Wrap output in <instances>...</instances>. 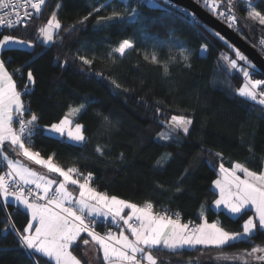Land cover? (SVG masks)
Masks as SVG:
<instances>
[{
  "label": "trees",
  "instance_id": "obj_1",
  "mask_svg": "<svg viewBox=\"0 0 264 264\" xmlns=\"http://www.w3.org/2000/svg\"><path fill=\"white\" fill-rule=\"evenodd\" d=\"M126 2L136 9L135 19H126L132 14L128 13L114 21L98 22L97 17L106 15L95 8L108 5L123 13L125 2L46 0L41 13H34L27 26L3 34L33 45L0 53L21 93L29 85L28 71L33 73L30 94L22 96L28 109L25 115L38 117L33 150L45 158L55 153V162L65 169L76 166L85 175L92 173L93 186L109 196L141 206L150 201L155 212L179 214L181 223L215 220L226 231L241 232L244 221L253 215L251 210L232 218L211 207L217 198L212 183L221 163L230 169L239 162L257 173L264 169V106L236 94L243 84L242 72L229 69L221 59H235L237 50L211 29L190 24L191 14L182 16L140 0ZM250 3L264 12V0ZM246 7L236 0L234 8L241 17L232 30L261 55L258 45L264 38V26L247 18ZM54 11L61 28L47 46L39 42L38 29ZM85 16L89 19L81 24ZM124 39L132 40L134 48L121 57L112 50ZM176 44L185 49L187 61L170 52ZM150 51L159 63L144 58ZM79 57L93 63L85 65ZM239 63L253 73V79L264 80L251 63L252 67ZM113 81L121 87L116 88ZM80 104L86 107L73 122L83 126L82 144H70L46 132L70 107ZM173 115L193 120L189 133H174L171 140H161L159 134L168 130L162 121ZM98 147L103 154L96 151ZM15 209L12 204L0 208V264H31L16 236L4 231L7 214H12L20 231L27 226L29 217L17 215ZM253 246L264 247V233L257 231L253 238L222 250L197 247L153 254L158 264H240L216 257L246 254ZM74 254L88 264L82 243ZM245 258L249 264H264ZM96 264L102 260L98 258Z\"/></svg>",
  "mask_w": 264,
  "mask_h": 264
},
{
  "label": "snow or ice",
  "instance_id": "obj_2",
  "mask_svg": "<svg viewBox=\"0 0 264 264\" xmlns=\"http://www.w3.org/2000/svg\"><path fill=\"white\" fill-rule=\"evenodd\" d=\"M147 2L153 8L162 7L154 3V0ZM45 3L46 0H26V4L30 5L37 15L41 13ZM203 3L214 14L225 18L229 27L237 24L234 14L236 0H203ZM220 4L225 5L226 12L218 10ZM164 5L175 7L172 0H164ZM10 7L17 10V18L6 20V15L10 13L0 15V27L13 28L32 15L26 10L21 18L18 9L25 7L22 0H0V10ZM59 7L60 5H57V8ZM107 7L108 5H101L94 11L100 12L102 8ZM122 7L123 13L113 9L111 15L97 17L98 22L123 18L128 13H132V16H128L129 19L137 15L136 9L126 0ZM246 13L248 19L264 26V12L257 10L250 2L247 4ZM89 16H85L80 23L83 24ZM60 28L61 22L54 11L47 23L38 29V38H42L43 44H49L53 42L54 33ZM12 44L33 46L31 42L19 40L12 35L0 34V49ZM260 45L264 50V38L260 40ZM133 48V41L124 39L112 52L122 57L127 50ZM180 56L184 61L188 60L184 51L180 52ZM79 58L85 65L91 66L93 63L85 57ZM144 58L150 59L152 63H159L155 53L151 57L146 54ZM221 59L229 69H239L243 73V84L236 90V94L246 101L264 106V80L253 79V73L247 67L240 66L239 62L243 61L248 67H252L246 57L235 51V59L229 56H222ZM164 71H168L166 66ZM27 80L29 85L35 82L31 71L27 73ZM112 83L116 88L121 87L116 81ZM29 85H24V93L18 91L5 61L0 60V163L6 169L0 170L3 171V174H0V208H6L11 199L16 205L17 215L30 216L27 226L20 231L12 222V214H7V226L4 231L10 230L16 236L20 250L25 252L31 264H82L81 259L74 254L81 243L85 246H98L96 251L102 253V264H158L154 252L176 253L186 246L222 250L237 241L253 238L257 231L264 233V172L249 170L239 162L231 169L225 168L221 163L219 172L222 178L213 181L214 187L219 190V198L213 202L217 209L223 208L234 217L246 215L249 210L253 212V215L244 221L241 232H229L218 223L209 224L206 219L202 224L190 228L189 224L181 223L179 214L169 215L167 210L155 212L150 201L141 206L116 196H109L93 186L92 173L85 175L76 166L65 169L55 162V153L47 158L43 157L39 151L33 150L34 128L38 126V117L31 114L29 119H25L28 109L22 96L30 94ZM85 107L84 104L70 107L62 120L51 124L48 132L61 138L66 136L70 144H82L85 141L83 126L74 124L71 117L79 115ZM157 111L159 112V109ZM192 123L193 120L189 117L173 115L170 120L162 121L168 130L161 132L159 138L169 141L174 133L182 132L188 135ZM96 151L103 154L99 147ZM9 153L23 157V160L13 159ZM216 155L221 156L220 153ZM26 162L38 165L45 169L46 173L33 170ZM237 173H242L243 177ZM180 190L178 187L177 191ZM98 221L108 222L104 226H114L117 231H97ZM89 237L91 239H88ZM245 256L264 261V247L253 246L246 254L219 255L216 258L249 264Z\"/></svg>",
  "mask_w": 264,
  "mask_h": 264
},
{
  "label": "built area",
  "instance_id": "obj_3",
  "mask_svg": "<svg viewBox=\"0 0 264 264\" xmlns=\"http://www.w3.org/2000/svg\"><path fill=\"white\" fill-rule=\"evenodd\" d=\"M140 1H141L142 3H148L147 0H140ZM194 1H195L196 3H198V4L200 3L199 5H201V6L203 7V9H205V10H206L208 13H210L213 17H215L216 19H218L219 21L223 22L225 25H227V26L229 27V24H228V22L226 21L225 18H223V17H219L218 15L214 14L212 11H210L208 8H206V7L204 6L203 0H194ZM238 1H239L242 5H247L249 2H251V0H238ZM22 2H25V7H22V8H19V9H18L21 18L24 17V13H25L26 10H27L28 12H31V13H32L31 17H30V18L23 19V22H22V23L17 24V25H16L15 27H13V28L0 27V34L9 33V32H11V31H13V30H15V29H17V28H23V27H25L26 25H28V24L31 22V20L33 19V16H34L35 10L32 9V8L30 7V5H27V4H26V0H22ZM154 3L162 5V7H159V8H161V9H164V10H167V11H170V12H177V13L181 14L182 16H188V14H191V13H190L188 10H186L185 8L180 7V6H178V5L174 4V3H173V4L175 5L174 8H173V7H169L168 5H164V0H154ZM148 4H149V3H148ZM218 10H219V11H225V12H226V11H227V8L225 7L224 4H220ZM15 11H17V10H13V9L10 7L9 9L0 10V15H5L6 13H10V15H6V17H5L6 20H7V19L15 20V19L17 18L16 15H15ZM185 13H187V14H185ZM234 14H235V16H236V18H237V24L234 25L233 27H229L230 29H234V28L238 25V23H239V19H240V17H241L240 14H239V12H238L235 8H234ZM191 15H192V14H191ZM189 23L192 24V25L199 26V27H201V28H203V29L208 28L207 25H206L205 23L199 21L194 15H192V16L189 18ZM258 46H259V48H260V50H261V52H262L261 56H262V58L264 59V50H262L260 43H259ZM233 71H234V70H233ZM236 72H237V71H236ZM240 75L242 76V74H240ZM242 79H243V78H242ZM22 93H24V90L22 91ZM29 118H30V117H27V116L25 115V119H29ZM35 131H36V127L34 128V133H35ZM0 170H6V169H4V165H3L2 163H0ZM0 174H3V171H1ZM106 223H108V222H106V221H98V226H97L96 230L99 231V232H101V233H103V232H105V231H117L116 228H115L114 226L105 227L104 225H105ZM212 223H216V221L213 220ZM188 224H189V227H190V228L195 227V226H198L197 222H195V221H191V222H189Z\"/></svg>",
  "mask_w": 264,
  "mask_h": 264
},
{
  "label": "water",
  "instance_id": "obj_4",
  "mask_svg": "<svg viewBox=\"0 0 264 264\" xmlns=\"http://www.w3.org/2000/svg\"><path fill=\"white\" fill-rule=\"evenodd\" d=\"M172 2L188 10L199 21L205 23L209 29L221 36L232 47L245 56L247 61L251 63L264 77V59L262 56L254 48L246 44L227 25L213 17L210 13L203 9L201 5L193 0H172Z\"/></svg>",
  "mask_w": 264,
  "mask_h": 264
},
{
  "label": "crops",
  "instance_id": "obj_5",
  "mask_svg": "<svg viewBox=\"0 0 264 264\" xmlns=\"http://www.w3.org/2000/svg\"><path fill=\"white\" fill-rule=\"evenodd\" d=\"M27 48H28V47H27ZM74 117H75V116L71 117V119L73 120ZM9 155H10L11 158H13V159H20V160H23V157L16 156L15 153H9ZM26 163H29V165L33 168V170L38 171V172H41V173H46V170L40 168L38 165L31 164L30 162H26ZM230 169H231V168H230ZM262 172H264V169H263ZM237 174H238V175H241V177H243V174H242V173H237ZM49 175H52V174H49ZM218 178H222L221 175H220L219 169L217 170V177L215 178V180L218 179ZM215 180H214V181H215ZM69 187H70V188H73L74 186H69ZM212 188H213V190L217 193V198H219V190L216 189V188L214 187V184H213V183H212ZM217 198H216V199H217ZM0 199L2 200V198H0ZM8 204L15 205V204L11 201V199L9 200ZM15 206H16V205H15ZM211 207H212L214 210H216V211H219V210L224 211L229 217L234 218V216H231L230 214H228L227 211L224 210L223 208H221V209H217V208L215 207L214 203L211 204ZM125 211L127 212L128 210H125ZM28 217H29V220H30V216H28ZM203 222H204V220H202V221L199 223V225L202 224ZM208 223L211 224V222H208ZM126 234H127V233H126ZM83 235L86 236V234H83ZM128 235L130 236V234H128ZM88 239H91V238L89 237ZM97 247H98V246H95V245H92V244L87 245V246L83 245V258L85 259V261H86L88 264H96L98 258H100V259L102 260V253L96 251V248H97ZM197 247H203V246H196V248H197ZM184 249H189V250H191V249H195V248H189V247L186 246Z\"/></svg>",
  "mask_w": 264,
  "mask_h": 264
},
{
  "label": "rangeland",
  "instance_id": "obj_6",
  "mask_svg": "<svg viewBox=\"0 0 264 264\" xmlns=\"http://www.w3.org/2000/svg\"><path fill=\"white\" fill-rule=\"evenodd\" d=\"M123 2H125V0H122ZM194 1V0H193ZM113 9H116V10H118V8L117 7H107V8H102V11L104 12V15H106V16H109V15H111V12H112V10ZM129 16H132V14L131 15H129ZM136 17V16H135ZM135 17L134 18H132V19H135ZM126 19H129L128 18V16H126L125 17ZM117 19H120V18H117ZM117 19H113V20H101V21H99V22H109V21H114V20H117ZM132 19H129V20H132ZM232 30V29H231ZM55 34V33H54ZM39 42L41 43V44H43L42 43V38H39ZM52 43V42H51ZM51 43H49V44H44V45H50ZM7 48H27V46H24V45H19V44H12V45H10L9 47H7ZM7 48H4V49H7ZM29 48V47H28ZM4 49H0V53L4 50ZM181 51H184L185 52V54H186V51H185V49L184 48H182L180 45H178V44H176V45H172V47H170V52L171 53H175V55H177L178 57H180L182 60H183V58L180 56V52ZM153 53H155L154 51L152 52V51H150V52H148V53H145V55L147 54L149 57H151V55L153 54ZM149 61H150V59H149ZM151 62V61H150ZM242 78H243V73H242ZM74 123V122H73ZM75 124V123H74ZM48 128L49 127H47L45 130H46V132L49 134V135H51V136H54V137H58V138H61V137H59L57 134H54V133H49L48 132ZM66 140H67V138H66V136L64 137ZM1 200V199H0Z\"/></svg>",
  "mask_w": 264,
  "mask_h": 264
},
{
  "label": "bare ground",
  "instance_id": "obj_7",
  "mask_svg": "<svg viewBox=\"0 0 264 264\" xmlns=\"http://www.w3.org/2000/svg\"><path fill=\"white\" fill-rule=\"evenodd\" d=\"M27 26V25H26ZM24 28V27H23ZM17 29H19V28H17ZM16 30V29H15Z\"/></svg>",
  "mask_w": 264,
  "mask_h": 264
}]
</instances>
